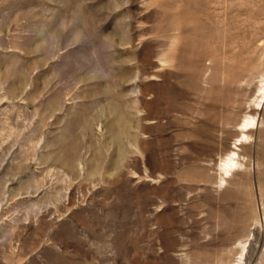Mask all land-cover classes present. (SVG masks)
<instances>
[{
	"label": "rangeland",
	"instance_id": "rangeland-1",
	"mask_svg": "<svg viewBox=\"0 0 264 264\" xmlns=\"http://www.w3.org/2000/svg\"><path fill=\"white\" fill-rule=\"evenodd\" d=\"M0 264H264V0H0Z\"/></svg>",
	"mask_w": 264,
	"mask_h": 264
}]
</instances>
